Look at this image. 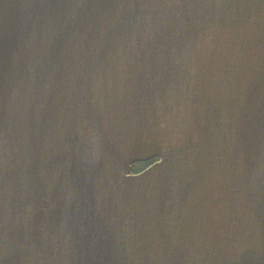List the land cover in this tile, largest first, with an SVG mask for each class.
Wrapping results in <instances>:
<instances>
[{
    "label": "water",
    "instance_id": "1",
    "mask_svg": "<svg viewBox=\"0 0 264 264\" xmlns=\"http://www.w3.org/2000/svg\"><path fill=\"white\" fill-rule=\"evenodd\" d=\"M0 264H264V0H0Z\"/></svg>",
    "mask_w": 264,
    "mask_h": 264
},
{
    "label": "trees",
    "instance_id": "2",
    "mask_svg": "<svg viewBox=\"0 0 264 264\" xmlns=\"http://www.w3.org/2000/svg\"><path fill=\"white\" fill-rule=\"evenodd\" d=\"M156 160H150L149 162H138L131 166L132 174H138L141 171L147 169L151 164H153Z\"/></svg>",
    "mask_w": 264,
    "mask_h": 264
}]
</instances>
